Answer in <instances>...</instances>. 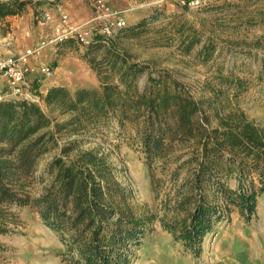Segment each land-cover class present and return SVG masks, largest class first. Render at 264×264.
Instances as JSON below:
<instances>
[{
	"label": "trees",
	"instance_id": "trees-1",
	"mask_svg": "<svg viewBox=\"0 0 264 264\" xmlns=\"http://www.w3.org/2000/svg\"><path fill=\"white\" fill-rule=\"evenodd\" d=\"M30 3H0V16L18 14ZM159 14L154 11L119 34L139 41ZM170 30L187 51L199 43L186 25L170 22L142 39L152 47L169 46L174 40ZM95 32L80 59L96 72L99 85L73 91L53 86L42 97L47 108L65 119L49 118L39 103L0 102V234L7 232L8 208L30 207L59 235L62 264H133L146 232L158 221L175 244L198 258L205 237L218 223L234 211L247 223L256 213L257 200L264 201V125L257 127L240 116L232 125L218 120L217 127H209V115L218 117L214 106L195 100L181 83L162 73L148 74L139 88L144 67L126 62L112 40L99 29ZM55 45L60 57L76 54L81 43L69 35ZM210 47L202 46L201 54L209 55ZM99 53V60L92 58ZM112 75L117 78L110 80ZM241 83L235 79L232 89ZM36 89L35 82V94ZM112 120L120 129L134 128L149 164L165 167L175 147L191 146L184 162L188 174L179 180L180 174L172 172L174 184L159 218L138 213L107 155L98 148L83 150ZM56 138L64 145L41 170L42 189L31 197L25 182L37 173L40 158L50 151L49 144L56 145Z\"/></svg>",
	"mask_w": 264,
	"mask_h": 264
},
{
	"label": "rangeland",
	"instance_id": "rangeland-1",
	"mask_svg": "<svg viewBox=\"0 0 264 264\" xmlns=\"http://www.w3.org/2000/svg\"><path fill=\"white\" fill-rule=\"evenodd\" d=\"M37 1H34L35 4ZM104 1L112 10L122 12L124 28L149 18L154 11L160 13L149 24L142 38H151L154 30L169 22L174 26L186 25L191 32L197 33L199 43L187 51L174 37L173 30L168 32V36L174 37L172 43L161 47H152L146 39L135 41L126 38L117 30L110 38L115 48L126 62L144 67L137 82L139 88L144 85L148 74L162 73L181 83L195 100L207 102L216 108L218 117L209 115V127H217L218 120L232 125L240 116L257 127L264 125V0H200L206 3L200 8L181 6L175 0H164L159 6H148L145 0H121L118 6ZM224 3L230 5L216 10ZM60 12H63L62 7L59 12L49 10L53 20ZM92 12L95 16L93 9ZM95 27L97 30V25ZM51 31V23L46 22L42 28L44 41L49 40L45 37ZM87 39L90 41L91 38ZM208 43L211 46L210 54L202 55L201 48ZM87 47L88 44H81L76 54L57 58L66 61L58 70V77L54 64L46 63L53 73L51 77L41 74L36 77L40 92L54 81L70 91L97 87L100 83L98 75L80 59ZM93 57L99 60L100 53ZM102 73V76L106 73L104 66ZM109 77L110 80L117 78L113 75ZM235 79L242 81L236 91L231 87ZM35 92L49 118L58 121L65 119L54 109L47 108L42 101L43 95ZM132 129L131 126L120 129L112 120L107 128L87 141L83 150L98 148L107 155L120 182L130 192L131 203L138 213L159 218L161 204L171 193L174 184L172 172L180 174L179 180L188 174L189 168L184 162L190 157L191 146L175 147L165 167L160 163L149 164ZM63 145L64 141L58 138L56 145L49 144L50 151L40 158L37 173L25 182V191L31 197L37 196L42 189L38 180L41 170L58 154L57 148ZM7 210L4 217L7 232L0 234V264H62L63 246L59 235L43 224L34 209L11 206ZM146 233L135 253L133 264H264V201L257 200L256 213L247 223L236 211L218 223L213 233L205 237L198 258L175 244L158 221Z\"/></svg>",
	"mask_w": 264,
	"mask_h": 264
},
{
	"label": "crops",
	"instance_id": "crops-1",
	"mask_svg": "<svg viewBox=\"0 0 264 264\" xmlns=\"http://www.w3.org/2000/svg\"><path fill=\"white\" fill-rule=\"evenodd\" d=\"M10 1L0 0V3ZM34 1L37 0H32V3L27 4L18 14L0 16V51L5 55H18L45 42L46 40L44 41V37H42V28L46 25V22L51 23L53 31L45 37L49 39L46 41L49 45L41 49L30 60V66L33 70L30 76L32 88L37 79L36 77L40 74L38 69L41 66H47L46 63H53L55 74L58 77V70L66 63V61L57 59L56 56L55 44L59 41L58 38L62 39L76 34H85L88 38H91L93 34H96L95 23L86 25L94 18V13L89 4L90 0H42V2L39 0L37 4ZM44 1L49 2V4ZM119 1L121 0H106L111 6H118ZM61 7L63 12H60L53 20L50 17L49 10L56 9V12H59ZM43 16H48L50 19L46 21V19H42ZM63 17L66 18L65 22H62ZM36 84L38 85L36 91L40 92L39 82L37 81ZM53 86H60V83L54 81L48 84L47 88L40 93L44 96L47 90ZM5 90L6 82L0 77V91Z\"/></svg>",
	"mask_w": 264,
	"mask_h": 264
},
{
	"label": "built area",
	"instance_id": "built-area-1",
	"mask_svg": "<svg viewBox=\"0 0 264 264\" xmlns=\"http://www.w3.org/2000/svg\"><path fill=\"white\" fill-rule=\"evenodd\" d=\"M145 1L148 6H159L164 0ZM175 2L181 6H193L195 8H200L206 4L200 0H175ZM91 6L95 16L86 25L95 23L105 38L110 39L117 30L125 27L121 11L112 10L103 0H93ZM45 19L47 21L50 18L46 16ZM65 20L66 18L63 17L62 22H65ZM76 36L82 45L89 43L85 34H76ZM58 40L60 41L61 38H58ZM48 45V42H42L37 47L27 49L18 55H5L0 51V77L6 82V90L0 91V102L27 101L40 104L39 96L33 93L31 89L30 76L33 70L30 66V60ZM38 72L45 77H51L53 73L52 69L45 65L41 66Z\"/></svg>",
	"mask_w": 264,
	"mask_h": 264
}]
</instances>
